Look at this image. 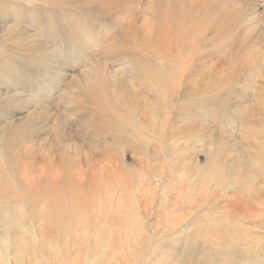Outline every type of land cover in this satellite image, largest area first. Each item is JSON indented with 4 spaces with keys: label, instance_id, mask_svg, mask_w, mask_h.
Returning a JSON list of instances; mask_svg holds the SVG:
<instances>
[{
    "label": "rangeland",
    "instance_id": "rangeland-1",
    "mask_svg": "<svg viewBox=\"0 0 264 264\" xmlns=\"http://www.w3.org/2000/svg\"><path fill=\"white\" fill-rule=\"evenodd\" d=\"M31 188L72 198L52 231ZM16 207L0 264H264V0H0V214Z\"/></svg>",
    "mask_w": 264,
    "mask_h": 264
},
{
    "label": "bare ground",
    "instance_id": "bare-ground-1",
    "mask_svg": "<svg viewBox=\"0 0 264 264\" xmlns=\"http://www.w3.org/2000/svg\"><path fill=\"white\" fill-rule=\"evenodd\" d=\"M153 17V16H152ZM173 23V22H172ZM185 30V29H184ZM154 31H155V29L153 28V26L149 23V21H147V22H145L143 25H142V28H141V35L143 36V39H144V41L142 42V44L144 45V48H147V49H149V46L148 45H150V44H148V43H150V41L152 40V38L154 37L153 35H154ZM135 32V31H134ZM183 32V31H182ZM137 34H139L140 33V29L138 30V32H136ZM127 34L129 35V36H131L133 33H131L130 31L129 32H127ZM176 34V33H175ZM186 36V35H185ZM130 38V37H129ZM160 38V37H159ZM185 38V37H184ZM127 41V40H126ZM160 41H161V39H160ZM134 42V41H133ZM152 42V41H151ZM163 43V42H162ZM120 46V45H119ZM151 46H152V44H151ZM150 46V47H151ZM123 51V50H122ZM124 52V51H123ZM128 53V52H127ZM126 53V54H127ZM150 53V52H149ZM125 54V53H124ZM122 56H123V54H121ZM149 55V54H148ZM155 55V54H154ZM121 56V57H122ZM128 56V55H127ZM124 57V56H123ZM120 58V57H119ZM125 59H126V57H124ZM129 58H130V56H129ZM135 59V58H134ZM139 59V58H138ZM121 60V59H120ZM140 60V59H139ZM144 60V59H143ZM125 61V60H124ZM143 65V64H142ZM101 66H103V65H101ZM101 66H99L98 67V65H96V70H100L102 67ZM109 66V65H108ZM146 66V65H145ZM98 67V68H97ZM178 67H180V66H178ZM144 68V67H143ZM158 69V68H157ZM103 70V69H102ZM172 70V69H171ZM187 70V69H186ZM181 71V70H180ZM99 73L101 72V71H98ZM158 72V71H157ZM174 72V71H173ZM178 73H179V71H178ZM154 74V73H153ZM174 74V73H173ZM185 74V73H184ZM157 76V75H156ZM181 76H183V74L181 75ZM186 76H187V74H186ZM168 77V76H167ZM173 77H176L175 75L173 76ZM185 77V76H184ZM183 77V78H184ZM135 78H136V76H135ZM210 78V77H209ZM169 80V79H168ZM161 81V80H160ZM150 83V82H149ZM166 83V82H165ZM168 84V83H167ZM170 84V83H169ZM109 85V84H108ZM147 85V84H146ZM161 85V84H160ZM163 85V84H162ZM130 86H131V84H130ZM139 86V85H138ZM144 86V85H143ZM140 87V86H139ZM169 87V86H168ZM124 88V87H123ZM132 88V87H131ZM138 88V87H137ZM135 89V88H134ZM147 89H149V88H147ZM146 89V90H147ZM162 89V88H161ZM160 89V90H161ZM164 89H166V88H164ZM163 89V90H164ZM131 90V89H130ZM140 90V89H139ZM166 91H168V90H166ZM166 91H165V93H166ZM139 92V91H138ZM162 92V91H161ZM125 93V92H124ZM122 94V93H121ZM120 94V95H121ZM127 94V93H126ZM141 94V93H140ZM128 95V94H127ZM163 96V95H162ZM125 97V96H124ZM133 97V96H132ZM134 97H135V101L137 100L138 101V99L140 98V97H138V95H137V93L136 94H134ZM171 97V96H170ZM128 98V97H127ZM164 98V97H163ZM119 99V98H118ZM126 99V98H125ZM141 99V98H140ZM139 99V100H140ZM166 99V98H165ZM168 99V98H167ZM98 101V100H97ZM127 101V100H126ZM137 101H136V103H137ZM142 101V100H141ZM124 102V101H123ZM130 102V101H129ZM144 102V101H143ZM108 104V103H107ZM128 104V103H127ZM141 104V103H140ZM139 104V105H140ZM109 105H110V102H109ZM111 105H113V104H111ZM122 105V104H121ZM99 106V105H98ZM103 106V105H102ZM104 107V106H103ZM106 107V106H105ZM124 107V106H123ZM98 108V107H97ZM100 109H101V107H99ZM109 108H110V106H109ZM113 108V107H112ZM138 108V107H137ZM99 109V110H100ZM107 109V108H106ZM116 109V108H115ZM115 109H113V110H115ZM128 109V108H127ZM126 109V110H127ZM156 109V108H155ZM134 110V109H133ZM104 111V110H103ZM111 111V110H110ZM129 111V110H128ZM127 111V112H128ZM157 111V110H156ZM134 112V111H133ZM132 112V113H133ZM153 112V111H152ZM131 113V112H130ZM129 113V114H130ZM135 113V112H134ZM138 114V113H137ZM154 114V113H153ZM162 115V114H161ZM139 116V115H138ZM130 117V116H129ZM132 117H130V119H131ZM134 118V117H133ZM141 118H143V117H141ZM141 118H139L138 117V119H141ZM137 119V118H136ZM148 120V119H147ZM111 123V122H110ZM133 123H134V121H133ZM144 125V124H143ZM142 125V126H143ZM136 126V125H135ZM128 127V126H127ZM138 127V126H137ZM139 127H141V126H139ZM112 129V128H111ZM134 129V128H133ZM132 129V130H133ZM144 129V128H143ZM140 130H141V128H140ZM144 131H145V129H144ZM143 131V132H144ZM150 131V130H149ZM140 132V131H139ZM120 133V132H119ZM122 133V135H120L119 136V138L117 137L116 139L117 140H115L116 142H123V143H125L126 141H127V136H125V134H123L124 133V131L123 132H121ZM127 133H128V130H127ZM112 134V133H111ZM110 134V135H111ZM116 134V133H115ZM114 134V135H115ZM137 137V136H136ZM149 137V136H148ZM146 138V137H145ZM137 139H139V138H137ZM150 139V138H149ZM112 140V139H111ZM140 146V145H139ZM150 147V146H149ZM258 155V154H257ZM27 174V173H26ZM59 186V185H58ZM53 188V189H52ZM52 190L53 191H55V189H56V185L55 184H53L52 185ZM61 188H62V186H61ZM60 188V189H61ZM59 189V188H58ZM31 191H30V193H31V197L34 199V203H36V204H34L36 207L34 208V209H36V214H35V219H37L38 218V220H39V217H41L42 219L40 220V222L41 223H39V225L40 224H42V222L45 220V221H47V223H45V225H46V227H47V229L50 231H52V228H53V224H52V222L51 221H54L55 222V220L57 219V218H59L60 216L61 217H65V216H67V215H70V213H71V210L69 209V203L70 202H72V198L71 199H69V197L68 196H65V197H63V198H61V200H60V197H58L56 194H54L55 192H53L52 194L50 193H47V191L45 192L44 190H42V189H39V190H34V188L32 189H30ZM60 193V192H59ZM71 200V201H70ZM75 206V205H74ZM24 208V207H23ZM12 209V208H11ZM59 209H60V211H59ZM71 209H72V207H71ZM25 210V209H24ZM44 211H46L47 213H44ZM23 212V211H22ZM22 212H21V210L19 209V208H15V209H12V210H9V209H6V208H3V211H2V213L0 214L1 216H2V218L4 217V218H8V217H10L11 218V220L12 221H14L13 222V225L14 226H16V227H18V226H23V227H25L27 224H26V222L24 221V217L22 216ZM60 212V213H59ZM25 214V213H24ZM45 214H47V216L45 215ZM60 217V218H61ZM10 218H9V222H11L10 221ZM62 219V218H61ZM60 219V220H61ZM5 220V219H4ZM8 220V219H7ZM37 222V221H36ZM60 222V221H59ZM58 222V223H59ZM1 223V222H0ZM12 223V222H11ZM38 223H36V224H38ZM53 225V226H52ZM59 225V224H58ZM56 226H57V224H56ZM30 227V226H29ZM31 228H33V227H31ZM10 229V228H9ZM11 230V229H10ZM15 230H17V228L15 229ZM83 230V229H82ZM28 231V230H27ZM54 232V231H53ZM20 234L21 235H23V233L22 232H20ZM36 234V233H35ZM53 236H55V235H53ZM54 240V239H53ZM16 241H18L17 239H16ZM52 241V240H51ZM9 242V241H8ZM5 243H7V242H5ZM21 244V243H20ZM7 247V246H6ZM6 249V248H5ZM1 256H2V254H1V252H0V258H1ZM251 257H252V259H251ZM240 259H238V258H235L233 255H228V254H226V253H222L220 256H218V257H216V259L217 260H215L216 261V263L217 264H249L250 262H251V260L254 262L255 261V258H253V256H252V254L250 253V252H244V253H242L241 254V257H239ZM238 262V263H237Z\"/></svg>",
    "mask_w": 264,
    "mask_h": 264
}]
</instances>
